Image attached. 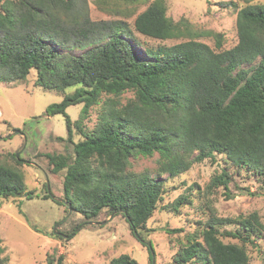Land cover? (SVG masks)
<instances>
[{
	"label": "trees",
	"instance_id": "16d2710c",
	"mask_svg": "<svg viewBox=\"0 0 264 264\" xmlns=\"http://www.w3.org/2000/svg\"><path fill=\"white\" fill-rule=\"evenodd\" d=\"M139 1L95 0L116 17L91 19L86 0H0V81H23L33 70L36 86L73 89L45 108L47 117L64 116L72 145L66 154H44L53 175L63 171L58 203L83 218L68 236L106 210L125 219L146 246L148 264H154L152 243L144 236L162 199L164 176L175 177L222 154L230 165L264 181V4L241 0L237 41L223 48L220 34L211 47L199 38L212 32L168 16L164 0H151L136 13L129 5ZM136 33L157 40L184 38L151 47ZM124 92L132 95L121 102ZM79 103V117L72 121L66 108ZM93 106L98 111L89 128L82 120ZM74 128L81 137L77 141L71 137ZM154 155V173L132 169V158ZM13 156L20 165L22 157ZM17 165L0 163V197L31 199ZM231 180L223 168L208 187L222 186L229 199ZM187 200L181 195L170 206L178 210ZM229 224L235 228H218ZM263 230L256 211L236 218L211 214L199 233L184 236L171 259L174 264H247L245 244H253L252 236ZM109 263L138 264L127 254ZM0 264H9L1 238ZM56 264H62V255Z\"/></svg>",
	"mask_w": 264,
	"mask_h": 264
},
{
	"label": "rangeland",
	"instance_id": "374dc122",
	"mask_svg": "<svg viewBox=\"0 0 264 264\" xmlns=\"http://www.w3.org/2000/svg\"><path fill=\"white\" fill-rule=\"evenodd\" d=\"M86 1L91 19L116 17L99 9L95 0ZM150 1L140 0L129 6L137 13ZM164 2L166 14L173 20L186 19L194 29L212 32L199 38L211 47H214L217 39L215 34H220L223 48L236 43V11L244 5L241 0ZM250 3L264 4V0H251ZM137 36L144 45L151 47L184 38L157 40L139 34ZM34 76L31 70L23 81H0V163L15 166L17 164L13 155L21 156V164L17 167L23 170L26 190L32 192L31 199H27L25 194L22 197H0V238L8 263L56 264L62 255V264H110L111 258L127 254L138 264H148L146 246L131 233L121 215H112L102 210L97 218L81 223L74 234L68 236L83 218L81 214L58 203V200L63 199V171L53 175L44 154H66L72 151V145L66 139L64 116L56 114L47 117L45 108L53 102H59L63 94L71 93L73 89L67 88L63 92L44 89L34 84ZM131 95V92H124L119 100L125 102ZM81 107L82 103H79L66 108L72 121L79 117ZM97 111V106L91 107L89 115L82 120L83 125L91 128ZM14 127L17 129L13 130ZM57 136L63 139H57ZM71 137L73 141L81 138L75 128ZM156 157L132 158V169L154 173ZM226 161L224 155L216 154L214 159L207 158L194 163L186 172L175 177L164 176L162 199L146 223L148 230L144 236L146 241L152 243L154 264H174L171 258L184 236L199 233L211 214L236 218L256 211L264 225L262 177ZM223 168L232 174L227 191L231 194L229 199L222 186L208 187L211 177ZM181 195L188 197V200L178 210H173L171 203ZM165 228H180L181 231L168 233ZM218 228L221 231L233 230L235 225H221ZM252 237L253 244H245L249 256L247 264H264V230L260 235ZM221 238L224 242L241 244L237 239Z\"/></svg>",
	"mask_w": 264,
	"mask_h": 264
}]
</instances>
